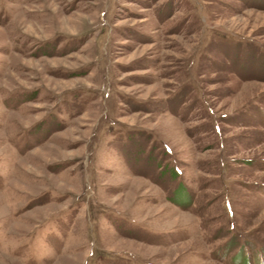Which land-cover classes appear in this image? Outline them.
I'll return each mask as SVG.
<instances>
[{"label": "rangeland", "instance_id": "1", "mask_svg": "<svg viewBox=\"0 0 264 264\" xmlns=\"http://www.w3.org/2000/svg\"><path fill=\"white\" fill-rule=\"evenodd\" d=\"M0 264H264V0H0Z\"/></svg>", "mask_w": 264, "mask_h": 264}]
</instances>
